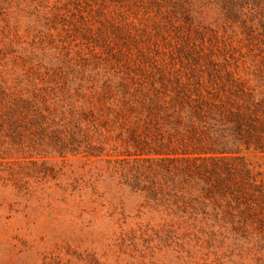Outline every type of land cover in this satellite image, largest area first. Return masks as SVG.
Here are the masks:
<instances>
[{
    "label": "trees",
    "instance_id": "1",
    "mask_svg": "<svg viewBox=\"0 0 264 264\" xmlns=\"http://www.w3.org/2000/svg\"><path fill=\"white\" fill-rule=\"evenodd\" d=\"M0 187L143 257L264 264V0H0Z\"/></svg>",
    "mask_w": 264,
    "mask_h": 264
},
{
    "label": "rangeland",
    "instance_id": "2",
    "mask_svg": "<svg viewBox=\"0 0 264 264\" xmlns=\"http://www.w3.org/2000/svg\"><path fill=\"white\" fill-rule=\"evenodd\" d=\"M41 196L27 207L11 206L10 193L0 187V264H177L165 255L140 257L128 244L106 239L103 220L87 226L74 212L47 206L46 192Z\"/></svg>",
    "mask_w": 264,
    "mask_h": 264
}]
</instances>
